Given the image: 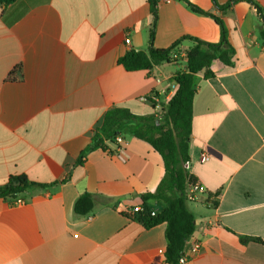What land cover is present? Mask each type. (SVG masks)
<instances>
[{
    "label": "crops",
    "instance_id": "obj_1",
    "mask_svg": "<svg viewBox=\"0 0 264 264\" xmlns=\"http://www.w3.org/2000/svg\"><path fill=\"white\" fill-rule=\"evenodd\" d=\"M154 1L156 16L150 0L0 3V187L13 176L51 184L20 205L0 199V264H152L165 251L166 224L145 229L125 212L157 189L160 154L125 136V162L114 142L78 159L110 110L161 112L186 69L179 61L129 72L118 63L126 52L145 51L152 29L159 50L188 51L186 37L219 43L218 21L236 55L194 78L190 172L206 191L187 203L190 239L202 244L187 264H264V0H253L263 16L248 0ZM154 92L153 110L142 98ZM86 192L102 204L78 217ZM245 236L263 243L242 245Z\"/></svg>",
    "mask_w": 264,
    "mask_h": 264
},
{
    "label": "trees",
    "instance_id": "obj_2",
    "mask_svg": "<svg viewBox=\"0 0 264 264\" xmlns=\"http://www.w3.org/2000/svg\"><path fill=\"white\" fill-rule=\"evenodd\" d=\"M15 1L0 0V3L8 6ZM248 1L254 4L263 16L260 6L253 0ZM150 3L152 13L156 16L157 5L154 0H150ZM230 6L231 3L218 7L225 10ZM192 8L198 13H203L197 7ZM218 23L221 27L219 43L212 44L196 38H184L193 42V46L188 50L186 69L173 76L176 90L161 112L137 115L124 107L110 110L104 116L101 126L94 132L90 146L78 159V164H83L90 151L96 149L106 151L108 149L106 143L114 142L119 136H131L144 141L160 154L164 164V176L155 192L142 196L145 211L135 218L145 229L166 224L167 247L152 264H178L187 248L189 238L196 231V219L187 207L186 196L192 162L190 144L193 131V102L196 94L194 78L202 71L205 72V78L212 77L211 67L215 61L232 66L236 55V50L227 40L223 23L221 21ZM259 32L264 38V30L260 28ZM153 39L154 30L152 29L148 48L145 51L130 50L119 59L118 63L129 72L150 71L163 63H175L170 60V54L176 50L177 46L166 50L155 49ZM156 95L155 92L152 94L154 97ZM149 101L154 110L156 102ZM45 187H51V184L42 185L30 181L26 176H13L7 185L0 187V199L13 203L24 194ZM100 202L96 195L83 193L75 203V213L78 217L89 216L99 209ZM157 203H161L163 208L159 209L156 216H152L149 204ZM251 242L263 243L261 239L255 237L241 238L242 245Z\"/></svg>",
    "mask_w": 264,
    "mask_h": 264
},
{
    "label": "built area",
    "instance_id": "obj_3",
    "mask_svg": "<svg viewBox=\"0 0 264 264\" xmlns=\"http://www.w3.org/2000/svg\"><path fill=\"white\" fill-rule=\"evenodd\" d=\"M166 1L170 2L171 0H166ZM130 42H131L130 38H126L125 43L129 45ZM187 59H188V51L186 50H180V51L175 50L170 54V60L172 62L183 61L186 63ZM149 100H153L154 102H157L156 98L152 95H150L149 97L142 98V101L151 103V101ZM114 143L116 144V156L119 158V160H121L122 162H125L127 159V152H126V144H125V140L123 136L117 137ZM211 157L212 156L209 152L204 151L201 154L200 162L207 163L211 160ZM189 174H190V178L188 179L187 186H186V196L189 202H193L197 199L198 195L203 194L206 191V189L204 185L202 184V182H200L197 178H193L195 176L191 172H189ZM23 203L24 201L19 198L17 200H14L13 203H11V205L16 206V205H20ZM149 207L151 208L152 216H156L159 213V210L156 209V207L153 206L152 204H149ZM144 211H145V208L142 205V206L132 207L131 209L126 210L125 212L128 216L136 218V216L139 213L144 212ZM190 238L187 243V248L185 249L182 257L179 259L178 264H187L189 261L195 258L201 250L202 244L198 241H192V239ZM162 253L163 252H161V254Z\"/></svg>",
    "mask_w": 264,
    "mask_h": 264
}]
</instances>
